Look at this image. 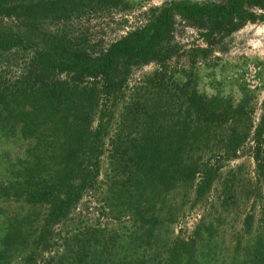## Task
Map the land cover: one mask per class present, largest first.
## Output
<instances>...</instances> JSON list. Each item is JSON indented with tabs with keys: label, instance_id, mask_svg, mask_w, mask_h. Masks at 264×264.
<instances>
[{
	"label": "trees",
	"instance_id": "1",
	"mask_svg": "<svg viewBox=\"0 0 264 264\" xmlns=\"http://www.w3.org/2000/svg\"><path fill=\"white\" fill-rule=\"evenodd\" d=\"M145 3L0 0V62L12 56L18 66L0 73V137L20 147L0 178V196L26 203L31 216L24 225L10 223L0 264L21 246L27 250L20 264H35L42 253L45 264H264V233L252 236L249 213L241 220L244 244L236 240L225 252L211 240V223L204 233L197 225L187 236L170 227L189 193L193 204L218 175V159L210 162L206 149L212 158L231 159L249 142L256 196L264 186V98L254 121V94L245 84L235 100L219 89H198L197 53L187 67L170 64L174 25L196 29L205 45L193 48L204 60L225 36L264 21V0ZM135 6H141L139 22L97 50L64 28L41 26L45 19ZM147 62L155 67L125 91L132 65ZM101 155L107 167L100 204L109 218L128 223L72 224L53 240V224L84 191L94 190ZM230 187L221 188L220 206H227Z\"/></svg>",
	"mask_w": 264,
	"mask_h": 264
},
{
	"label": "rangeland",
	"instance_id": "2",
	"mask_svg": "<svg viewBox=\"0 0 264 264\" xmlns=\"http://www.w3.org/2000/svg\"><path fill=\"white\" fill-rule=\"evenodd\" d=\"M146 1L145 5H153L160 4L165 0ZM140 8L141 6H135L128 12L118 10L86 11L65 21L45 19L41 26L45 30L64 28L62 32L97 50L124 33L132 25L137 24L139 22L137 12ZM173 42L177 48L170 59L171 65L187 67L192 62L193 53H197L194 56L193 60L196 62L193 65L198 72V89L206 93H212L219 89L224 94H231L235 100L239 96V86L245 84L254 94L255 107L252 118L254 121L257 119L261 111V100L264 98V21L247 22L225 36L210 48V52L207 53L204 60H200V53L193 48L205 45L194 27L177 21L173 30ZM12 58L10 56L8 60H1V74H11L17 70L18 66L11 63L15 61ZM154 67V62L132 65L126 78L124 90H128L144 73L150 72ZM121 102L122 100L114 104L113 117ZM248 144L249 142H245L238 149L236 156L231 159L216 158L217 156L212 158L208 149L205 150L203 154L210 158V162L213 163L218 159L216 161L219 164L218 175L203 197L193 204L189 193V199L170 226L173 233L187 236L197 225H199V230L204 233L205 227L211 223L213 231L211 240L218 243V249L225 247L224 252L229 251L236 240H239L241 245L244 244L241 220L245 213L252 215L250 226L252 236L264 233V186L261 185V189H259L261 194L258 193L256 196L258 188L253 175V161L248 151ZM19 152L20 147L16 140L0 137V178L6 174L10 166L7 165V162L11 163V160ZM200 154L202 155V152ZM106 167V158L101 155L100 170L94 190L84 191L74 207L62 217V220L53 224V240L57 241L59 234L72 224L99 221L101 225L105 224L109 228H120L128 223L125 220L109 218L107 216L109 214L106 215L104 207L100 204L99 192ZM224 185L231 186L233 189V192H231V187L228 189L229 194L225 207L219 205L223 198L224 192L221 188ZM27 207L26 203L14 200L13 197L10 199L0 196V247L1 238L10 223L18 222L21 225L25 224L24 221L28 223L31 216L28 215ZM56 247L57 245H54L51 248L55 250ZM26 250L21 246L7 259V264H20L21 256ZM45 254L47 253H42L43 258H45ZM43 258L41 260L40 256L36 257L35 264H45Z\"/></svg>",
	"mask_w": 264,
	"mask_h": 264
}]
</instances>
